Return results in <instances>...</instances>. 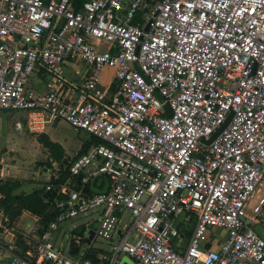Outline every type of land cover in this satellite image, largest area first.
<instances>
[{
	"label": "built area",
	"instance_id": "built-area-1",
	"mask_svg": "<svg viewBox=\"0 0 264 264\" xmlns=\"http://www.w3.org/2000/svg\"><path fill=\"white\" fill-rule=\"evenodd\" d=\"M75 2L0 0V112L101 141L63 164L45 228L0 224V264H264V0ZM94 213L109 250L65 255L59 225Z\"/></svg>",
	"mask_w": 264,
	"mask_h": 264
},
{
	"label": "crops",
	"instance_id": "crops-1",
	"mask_svg": "<svg viewBox=\"0 0 264 264\" xmlns=\"http://www.w3.org/2000/svg\"><path fill=\"white\" fill-rule=\"evenodd\" d=\"M132 0H124L125 5L128 4V2H130ZM75 70H77L79 72V75H75L72 70H67L66 71V75L67 78L70 81H76L80 76L82 77L84 75L85 69L82 65H78L75 67ZM112 71H105L102 75L101 78V86L102 88L106 87V85L108 84L109 80H110V75ZM103 83V84H102ZM36 87L40 90H42V85L38 82H36ZM18 116V115H16ZM15 115L11 114V113H7V112H0V127H2V130L0 128V133H2V137H4V141H0V150L4 149L7 151V153H14V156L18 158V156L16 155L15 152H24V153H29V147L27 148L28 144H31L32 141H34L36 144H39L38 142V136L35 137L31 134L28 133L27 129H26V114L24 113L23 116H21V118L24 120V125L22 124V122L18 119L19 117H16ZM59 122H63V121H54L51 124H47L44 132L42 134H48L47 136L52 138L53 136L51 135V133L55 134V138L56 139H50L52 142L58 143L64 150V157L68 159L67 156H70L72 154V152H70L69 147L71 146V144L69 145H65L58 137H57V133L54 129ZM65 123V122H64ZM67 124V123H66ZM68 125V124H67ZM69 126V125H68ZM71 127V126H70ZM76 130V129H75ZM77 131V130H76ZM78 133L81 131H77ZM27 135L29 136H26ZM41 135V134H40ZM52 136V137H51ZM29 137H32V139H30ZM91 138L89 135H86L85 139H82V141L78 144L77 149H79V151L76 153V155L79 154V152L84 149L85 145H87L88 143H90ZM37 139V140H36ZM73 145V144H72ZM45 149V148H44ZM46 150V149H45ZM46 155H47V160L49 158V154L46 150ZM67 155V156H66ZM76 155L74 157H76ZM74 157H71L74 158ZM70 159V160H71ZM68 160V161H70ZM47 162V161H46ZM53 163L56 162H51V166ZM18 164V163H17ZM58 164V163H56ZM6 167H8L9 169H7L4 173V169L2 168L0 170V181H5V180H11V181H17L20 183L19 187L17 189H15L13 191V195L15 196H20V195H28L31 194L32 192L40 189L44 184L47 186L48 184H51V180H55L53 173L55 172H49L45 174V178L44 179H38L39 178V171H35L34 172V176L31 177L29 179V181H23L25 179L18 177V173H19V169H18V165H13V166H9L6 165ZM50 167V166H49ZM53 167V166H52ZM54 169V168H53ZM18 172V173H16ZM16 174V175H14ZM44 175V174H43ZM98 182V181H97ZM45 186V187H46ZM94 215L93 219H91L89 224L85 225V230L87 231V236H88V231L95 228L98 224L97 220H98V215L97 213L91 214ZM23 216L30 218L33 220V225L29 227L28 230H24L22 227L18 226L19 224V220L20 218H22ZM6 217L5 215L0 212V224L6 226ZM36 225H39V218L31 215L28 212H23L22 215L18 218L17 222L12 226L14 228V230L21 236H28L29 232L31 231V229L33 227H35ZM2 230V228L0 227V231ZM224 235V232H222ZM79 236V235H78ZM88 238V237H87ZM86 239H82V241H80L78 244H76L75 242L72 241V239L70 240L69 244L71 245L70 249L72 247H77V252L76 254H71L70 250H69V256L74 257V255H78L80 253V246L83 243H86ZM96 239L93 237L90 244L88 245L87 249H94V250H105L103 248H94L93 247V242ZM21 247H24V245L22 246V242L19 243ZM56 244V243H55ZM68 244V245H69ZM61 247L62 246H58ZM87 249H85V251H83L81 254H79L80 258L82 257L83 259H85V254Z\"/></svg>",
	"mask_w": 264,
	"mask_h": 264
},
{
	"label": "rangeland",
	"instance_id": "rangeland-1",
	"mask_svg": "<svg viewBox=\"0 0 264 264\" xmlns=\"http://www.w3.org/2000/svg\"><path fill=\"white\" fill-rule=\"evenodd\" d=\"M11 114L15 116L18 115L16 117H19L18 119L24 125V120L21 118V116L24 115V112H11ZM0 128L2 130V127ZM52 129L56 131L57 137L65 145L71 144L69 149L70 152H72V154L70 156L66 155L68 157V160H70L71 157H74L76 153L79 151V149H77V146L82 141V139H85L87 134L84 132L78 133L74 128L68 126L64 122H59L58 125ZM51 135L53 136V137L51 136L52 138L49 137L51 140L56 139L55 134L51 133ZM26 136L29 135H27L26 133ZM29 138L32 139V137ZM4 139L5 138L2 137V133H0V141H4ZM28 147L30 148L29 153L15 152L18 158L14 156V153H7L6 150L1 149L0 170L3 168L5 173V171L9 169L8 167H6V165L9 166L18 165L19 173L18 172L16 173H18L17 174L18 177L25 179L23 181H29V179L34 176L35 171H39L40 173L38 179H44L46 173L54 171L52 166L49 167L47 165L46 162L47 153L40 143L36 144L34 141H32L31 144L27 145V148ZM61 170H62L61 166L57 164L55 171L58 175ZM93 217L94 215L81 216L78 218L66 220L59 225V229L56 231L54 236V241L56 243V246H60V245L62 246L65 255H69L70 248L68 244L75 235H79L83 239H86L88 237L87 231L85 230V225L89 224L91 219H93ZM126 221H128V219H126ZM33 223L34 222L32 219L23 216L22 218H20L18 226L22 227L24 230H28L29 227L33 225ZM255 228L259 231V234L264 238V228L261 226H256ZM221 234L223 233L221 232ZM92 244L94 248H103L105 250H109V245L106 242L102 241L100 238H96V240ZM87 248L88 245L86 243L81 244L79 254H81ZM79 254L74 255L73 258L79 259L80 258Z\"/></svg>",
	"mask_w": 264,
	"mask_h": 264
},
{
	"label": "trees",
	"instance_id": "trees-1",
	"mask_svg": "<svg viewBox=\"0 0 264 264\" xmlns=\"http://www.w3.org/2000/svg\"><path fill=\"white\" fill-rule=\"evenodd\" d=\"M82 1L83 0H76L75 7L79 8ZM134 23H136V20H134ZM38 141L49 154L47 165L51 166V162H56L63 168V164L68 161V159L64 157L63 148L58 143L52 142L46 134L39 135ZM100 142V140L91 138L90 143L85 145L84 149H82L79 154L83 153L90 144H98ZM68 176V171L61 170L58 179L51 180L50 183L53 187L50 191L45 192L46 185L44 184L40 189L31 194L20 196L13 195V191L20 185L19 182L11 180L0 181V212H2L7 219L6 225L12 227L23 212H28L39 218V225L45 228L56 215L50 207V202L56 197L55 189L57 185L65 181ZM187 234L190 235L191 231H187ZM99 252L98 250L87 249L84 258L95 261V255Z\"/></svg>",
	"mask_w": 264,
	"mask_h": 264
},
{
	"label": "water",
	"instance_id": "water-1",
	"mask_svg": "<svg viewBox=\"0 0 264 264\" xmlns=\"http://www.w3.org/2000/svg\"><path fill=\"white\" fill-rule=\"evenodd\" d=\"M155 96L157 97V99L159 101H163V98L158 94V93H155ZM164 108L166 109L168 115H170V110H169V107L167 105L164 106ZM233 116V113H229L226 120L223 122V124L213 133V135L208 139V140H202V142L205 144V145H209L210 143H212L219 135L220 133L228 126V124L230 123L231 121V118ZM97 182L96 186H95V182ZM104 183V186H103V189L99 190L98 188L101 186V184ZM107 186H108V182L106 180V178L102 177V176H97V177H94L91 182H90V185H89V190L92 192V193H100V192H105L106 189H107ZM245 222L247 224H250V221L249 220H245ZM94 228L89 230L88 231V238L86 240V243L87 244H90L93 236H94ZM209 248V245L207 244L206 245V249ZM77 252V247H72L70 249V253L71 254H76ZM118 264H134L127 256H122L119 263Z\"/></svg>",
	"mask_w": 264,
	"mask_h": 264
}]
</instances>
